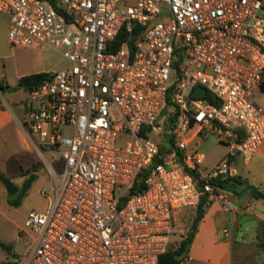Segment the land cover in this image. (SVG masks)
I'll list each match as a JSON object with an SVG mask.
<instances>
[{
    "label": "built area",
    "instance_id": "obj_1",
    "mask_svg": "<svg viewBox=\"0 0 264 264\" xmlns=\"http://www.w3.org/2000/svg\"><path fill=\"white\" fill-rule=\"evenodd\" d=\"M0 14L12 47L67 63L20 107L33 149L62 160L25 217V264H157L230 158L264 141V0H0ZM210 135L229 151L205 174L194 141Z\"/></svg>",
    "mask_w": 264,
    "mask_h": 264
},
{
    "label": "rangeland",
    "instance_id": "obj_2",
    "mask_svg": "<svg viewBox=\"0 0 264 264\" xmlns=\"http://www.w3.org/2000/svg\"><path fill=\"white\" fill-rule=\"evenodd\" d=\"M7 22L8 18L0 14V83L8 84L12 88L23 76L41 72L53 73L67 66L65 60L56 51L12 47L7 40ZM1 93L7 102L15 103L13 112L17 117H20V107L26 98V93L21 89L11 92L10 97L5 92L0 91ZM253 96L256 103L264 108V93L255 90ZM165 120L166 115L162 114L161 123ZM194 144H197L199 153L205 156L202 166V171L205 174L213 170L229 151L226 145L211 135L205 139L199 137ZM40 153L39 155L33 149L19 124L13 118V125L8 128L5 140L0 139V175L10 179L17 187V192L9 195L0 182V242L10 246L8 251L0 247V264L26 263L33 234L24 228L25 217L30 211L42 213L46 210L47 201L40 194L41 190L51 182L46 165L52 168L56 174L62 167L59 155L46 151H40ZM25 169H28L29 175L34 176V180L26 195L22 197L20 204L15 206L11 202L18 198L24 180L20 177V173ZM244 170L250 183L264 191V167L250 163ZM190 226L189 222H183L172 240L178 241L182 234L185 236ZM20 231L25 234L21 240L17 238ZM261 250L264 251V248ZM260 264H264V257Z\"/></svg>",
    "mask_w": 264,
    "mask_h": 264
},
{
    "label": "crops",
    "instance_id": "obj_3",
    "mask_svg": "<svg viewBox=\"0 0 264 264\" xmlns=\"http://www.w3.org/2000/svg\"><path fill=\"white\" fill-rule=\"evenodd\" d=\"M0 85L4 89L3 92L10 97L8 84L1 82ZM13 106L15 103L7 102L1 93V140H5L8 128L13 125V118L19 124V117L13 112ZM227 155L228 153L220 162L224 161ZM250 163L264 167V141ZM249 164H242L238 156L231 157L229 165L234 171L232 177H238L248 186L264 192L252 185L245 176L244 169ZM237 186L247 189L245 185ZM225 189L220 188L216 197L209 199L211 203L197 226L188 256L182 264H260L263 261L264 251L257 247V242L264 228V201L251 198L248 189L245 197L235 196ZM183 237L182 234L179 240Z\"/></svg>",
    "mask_w": 264,
    "mask_h": 264
},
{
    "label": "trees",
    "instance_id": "obj_4",
    "mask_svg": "<svg viewBox=\"0 0 264 264\" xmlns=\"http://www.w3.org/2000/svg\"><path fill=\"white\" fill-rule=\"evenodd\" d=\"M49 77V73H35L27 76H23L18 80V83L15 87L9 88L10 92H14L18 89L23 90L25 93L29 92L31 89H33L35 86L39 85L40 83L47 80ZM259 89L262 93H264V83H261L259 86ZM0 91L3 92L4 89L0 85ZM206 100L215 105L214 100L210 97V95H207ZM169 103L166 102L162 114H166L168 109ZM171 122V120H169ZM147 172H143L135 184V186L132 188L131 192H140L144 188V178L147 176ZM20 177H22L24 180L21 184L18 198L11 202L12 205H19L22 197H24L28 191V189L31 186L32 181L34 180L33 175H29L28 171H21ZM235 183L237 185H245L248 189L249 195L251 198L256 200H263L264 201V192H261L251 186H248L245 182L240 180L238 177H228L223 181L219 180H213V184L217 185L220 188H226L228 184ZM211 201L209 200L207 195H203L200 199V204L198 206L196 215L191 223V226L189 227L187 234L180 240L176 241L173 244H169L166 252L162 254L159 257L157 264H182L184 260L188 256L189 247L193 242V238L197 231V226L201 219L204 217L207 208L209 207ZM0 247L3 250L8 251L10 246H6L0 242ZM257 247L264 248V228L261 230V235L258 237Z\"/></svg>",
    "mask_w": 264,
    "mask_h": 264
},
{
    "label": "water",
    "instance_id": "obj_5",
    "mask_svg": "<svg viewBox=\"0 0 264 264\" xmlns=\"http://www.w3.org/2000/svg\"><path fill=\"white\" fill-rule=\"evenodd\" d=\"M193 95L196 97H205L206 93H205V90L203 88L197 87L193 91ZM223 177L219 176L218 179H221ZM225 177H228V175ZM0 182L3 184L6 192L9 195H12V194L17 192V187L14 185V183L10 179H7V178L3 177L2 175H0ZM225 190L230 192L231 194H233L235 196H240V197L247 196V189L244 186H237L234 183L228 184Z\"/></svg>",
    "mask_w": 264,
    "mask_h": 264
}]
</instances>
